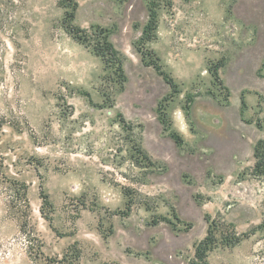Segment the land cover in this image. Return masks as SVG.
Segmentation results:
<instances>
[{
	"label": "rangeland",
	"instance_id": "rangeland-1",
	"mask_svg": "<svg viewBox=\"0 0 264 264\" xmlns=\"http://www.w3.org/2000/svg\"><path fill=\"white\" fill-rule=\"evenodd\" d=\"M106 38L125 82L94 52ZM212 113L221 126L196 119ZM258 141L264 0H0V264H45L29 247L63 264H195L209 233L207 264H264Z\"/></svg>",
	"mask_w": 264,
	"mask_h": 264
},
{
	"label": "trees",
	"instance_id": "trees-1",
	"mask_svg": "<svg viewBox=\"0 0 264 264\" xmlns=\"http://www.w3.org/2000/svg\"><path fill=\"white\" fill-rule=\"evenodd\" d=\"M73 9H75V8H73ZM152 11L153 10H151V12ZM67 14H69L68 21H71L73 19V14L68 13V12H67ZM155 21H156V14H155V12H153V14H150V18L144 27V31H143V35H142V38L144 39V41L147 37L150 36V33L152 32V30L155 29V26H156ZM67 29H68L70 35H72V37L75 40L82 41V39L78 36L79 32H80L78 29L73 27L70 23L68 24ZM146 40H148V39H146ZM94 52H95L96 56L100 57L104 61H108V63L110 65L113 63L114 66H116V71H117L118 77L121 79L122 82L126 81L121 63H120V61H118L116 59V55L118 52H117L116 48L114 47L113 43L109 40V38L108 39L106 38L105 41L102 42V44H100V42H97L95 47H94ZM148 55L150 56L152 54L149 53ZM145 57H146V55H145ZM145 57L144 56L141 57L142 62L146 66H152L161 76H163L164 74L161 72L160 68L157 67L156 63L154 62L153 64H148ZM214 76H216V73ZM164 81H166L171 87H174L173 82L168 78V76H165ZM222 90H224L225 93L228 92L227 88L222 87ZM243 105H244V101L242 99L241 100L242 109H243ZM171 135H172L171 137L176 142L179 141V136L176 133H172ZM262 145H264V142L258 141L255 145V148H254V157L256 159V164H255L256 170H258L260 167L264 166V152H263V154L260 152V150H261L260 147ZM11 186H12V190H13L12 200L10 201V203L12 204V208L16 209V212L19 213L21 217L26 218L28 216L27 214L29 211V203L27 200V188L24 184H19V183H15V182H13L11 184ZM42 198H44V200H43V205L40 208V211H41V214L44 215L45 207L51 208V204H50L47 196H44ZM205 220L207 222V232L209 233L211 230V221L208 217H205ZM23 226H26V225L23 223L22 227ZM27 235H29L28 241H32V240H30L31 239L30 234L28 233ZM245 237H246V235H242V236H235L234 235V236H231L229 239H225L224 243H225V245L236 246ZM213 241H214V238H213L212 234L209 233L198 244V246L196 247V252H195L196 253V260H197V262L195 264H207L205 262V258H206L207 253L210 250V245H212ZM38 251H40L39 248H38ZM28 252H29L30 257H33V260L36 261V260L41 259L45 262V264H63V262H65L64 258H63V260H53V259H49V258H44L43 256H41L42 254L40 252L33 254V252L31 251V247L28 248Z\"/></svg>",
	"mask_w": 264,
	"mask_h": 264
},
{
	"label": "water",
	"instance_id": "water-1",
	"mask_svg": "<svg viewBox=\"0 0 264 264\" xmlns=\"http://www.w3.org/2000/svg\"><path fill=\"white\" fill-rule=\"evenodd\" d=\"M206 115V116H205ZM205 115H196V119L197 121L201 124V125H204V126H208V127H211V128H216L218 126H221V121L222 120H216V115L215 114H205Z\"/></svg>",
	"mask_w": 264,
	"mask_h": 264
}]
</instances>
